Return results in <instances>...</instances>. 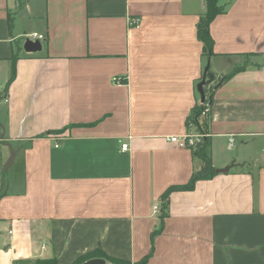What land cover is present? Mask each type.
Listing matches in <instances>:
<instances>
[{
    "label": "crops",
    "instance_id": "1",
    "mask_svg": "<svg viewBox=\"0 0 264 264\" xmlns=\"http://www.w3.org/2000/svg\"><path fill=\"white\" fill-rule=\"evenodd\" d=\"M219 2L205 49L206 0H0V264H264V0ZM200 132L213 174L164 199L203 166L168 136Z\"/></svg>",
    "mask_w": 264,
    "mask_h": 264
},
{
    "label": "trees",
    "instance_id": "2",
    "mask_svg": "<svg viewBox=\"0 0 264 264\" xmlns=\"http://www.w3.org/2000/svg\"><path fill=\"white\" fill-rule=\"evenodd\" d=\"M224 6L220 4L219 0H206V11L201 17L199 24L197 26V35L198 38L204 43L205 49L209 48L211 44V37L209 34L208 26L211 19L222 12ZM234 70H237L235 68ZM233 70V71H234ZM14 76V71H12V77ZM230 75H226L225 78H228ZM205 90V89H204ZM210 98H206L203 104L196 105L189 117L188 123H194L196 126L200 127V113L206 104H209ZM194 154L198 156L202 162L203 166L200 170L194 172L189 181L186 184L182 185H173L168 187L164 193L163 198L167 199L169 193L173 190H182V189H191L194 186L196 180L201 178L210 177L213 174V168L210 164V155L208 150V142L204 140L201 144L197 145L194 148ZM92 258H104L110 261L113 264H131L130 261L126 259L117 258L110 256L102 251L100 248L95 249L91 252H88L80 257H78L71 264H81L82 262L92 259ZM147 257L143 258L141 261L134 264H144ZM13 264H59L56 257L49 258H36L33 260H16Z\"/></svg>",
    "mask_w": 264,
    "mask_h": 264
},
{
    "label": "water",
    "instance_id": "3",
    "mask_svg": "<svg viewBox=\"0 0 264 264\" xmlns=\"http://www.w3.org/2000/svg\"><path fill=\"white\" fill-rule=\"evenodd\" d=\"M40 48H41V44L38 40L33 41L30 39H26L24 44H23V49L26 52H36V51H39ZM215 80H216L215 75L211 71H209V63H207L205 66V69H204L202 79L197 84V91L200 95L201 102H204L206 99L205 91H204L205 85L210 84V83H214ZM222 80H223V78H220L218 80V82L215 84V87H217ZM2 137H3V134L1 136V138ZM7 145L10 149V155H9V158L7 159L6 163L4 164V168H3L4 171H6L8 169V167L12 164V162L15 158V155H16V150L13 149L9 143H7ZM262 159L264 161V157ZM229 167L230 166H227L224 168H217V169H215V172L216 173L226 172L229 169ZM81 264H105V260L102 258H92V259H89V260L82 262Z\"/></svg>",
    "mask_w": 264,
    "mask_h": 264
},
{
    "label": "built area",
    "instance_id": "4",
    "mask_svg": "<svg viewBox=\"0 0 264 264\" xmlns=\"http://www.w3.org/2000/svg\"><path fill=\"white\" fill-rule=\"evenodd\" d=\"M141 20L139 17H131L129 18V25L131 26H138L140 24ZM27 39L30 40H43L44 36L42 34H38L36 32L29 33L27 35ZM115 81H117V78H114ZM7 100V94L3 93L0 94V102ZM204 103V102H203ZM201 103V104H203ZM209 110L208 104L204 106V108L201 110L200 115H205ZM206 136L205 133H184L181 135H171L168 136V140L175 143L177 146L182 148H190L194 149L197 145L201 144L204 140V137ZM234 142V138L229 139V146H232ZM57 146V145H56ZM121 150L126 151L127 150V144L121 145Z\"/></svg>",
    "mask_w": 264,
    "mask_h": 264
},
{
    "label": "flooded vegetation",
    "instance_id": "5",
    "mask_svg": "<svg viewBox=\"0 0 264 264\" xmlns=\"http://www.w3.org/2000/svg\"><path fill=\"white\" fill-rule=\"evenodd\" d=\"M219 80V79H218Z\"/></svg>",
    "mask_w": 264,
    "mask_h": 264
}]
</instances>
